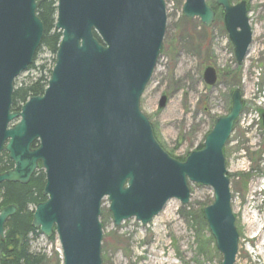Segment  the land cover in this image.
Wrapping results in <instances>:
<instances>
[{
    "label": "water",
    "instance_id": "water-1",
    "mask_svg": "<svg viewBox=\"0 0 264 264\" xmlns=\"http://www.w3.org/2000/svg\"><path fill=\"white\" fill-rule=\"evenodd\" d=\"M44 1L0 0V156L6 152L13 162L0 171V184L28 183L40 163L46 200L35 206L32 227L58 237L62 264H102L104 198L115 226L132 217L146 225L169 199L187 204L190 182L208 186L213 201L203 216L220 264H234L239 232L223 148L243 109L240 90L231 91L227 113L202 147L176 159L140 109L163 47L165 0H57L61 39L47 86L13 111L15 80L33 63L44 35L37 14ZM248 1L215 0L238 65L252 41ZM182 14L206 26L215 18L206 0H185ZM202 77L213 86L216 69L206 66ZM165 104L161 96L159 107ZM261 122L264 129V113ZM16 212L13 204L0 208L1 241Z\"/></svg>",
    "mask_w": 264,
    "mask_h": 264
},
{
    "label": "rangeland",
    "instance_id": "rangeland-1",
    "mask_svg": "<svg viewBox=\"0 0 264 264\" xmlns=\"http://www.w3.org/2000/svg\"><path fill=\"white\" fill-rule=\"evenodd\" d=\"M184 1L165 0L163 47L141 95L140 109L161 147L183 160L203 144L215 120L227 113L231 91L240 90L244 108L224 147L240 236L234 264H264V129L259 120L264 112V0L248 2L252 41L240 65L223 19L215 15L206 26L198 17L187 18L182 14ZM206 2L211 6L215 0ZM51 59L43 48L34 60L37 68L22 72L15 84L36 77L41 64L47 70ZM206 66L216 69L213 86L203 80ZM161 96L166 97L163 108L159 107ZM189 187L187 204L169 199L146 225L132 217L115 226L104 198L99 217L102 264H220L222 255L209 241V229L192 217L213 201L212 189L195 182ZM197 233L201 238L197 239ZM32 250L46 254L44 264H62L57 236L49 240L40 234Z\"/></svg>",
    "mask_w": 264,
    "mask_h": 264
},
{
    "label": "trees",
    "instance_id": "trees-1",
    "mask_svg": "<svg viewBox=\"0 0 264 264\" xmlns=\"http://www.w3.org/2000/svg\"><path fill=\"white\" fill-rule=\"evenodd\" d=\"M237 2L239 0H231ZM216 12L219 19L222 18V9L216 6L215 3L211 5ZM37 14L44 26V35L40 46L35 54L34 60L39 51L46 49L52 56L51 66L45 70V65L39 66V71L36 77L29 80L27 83L15 84L12 94V110H19L21 105L30 97L41 95L48 83L51 70L55 63V54L61 38V32L55 29L56 19V1L45 0L37 8ZM98 38V36L95 34ZM34 62L27 68V70L36 69ZM202 144L197 147L200 149ZM172 157L182 160L180 157L174 156L173 153L168 152ZM184 160V159H183ZM13 162L8 157L6 152L0 156V171H4L12 167ZM230 174H228L229 176ZM45 184V173L39 168L33 173L30 181L26 184L19 182H2L0 184V208L13 204L17 207V212L11 215L5 223L4 240H0V264H44L46 261V254L41 252H34L32 250V242L41 233L38 229L32 227V215L35 206L43 202L46 197L43 195V188ZM209 204V203H208ZM207 204H203L197 212L192 213V217L196 224L202 225L207 231V222L203 216V208ZM55 236L49 238L53 240ZM201 238L197 233V239ZM209 241L213 242V237L209 234ZM208 241V240H207ZM216 248V247H215ZM214 248V249H215Z\"/></svg>",
    "mask_w": 264,
    "mask_h": 264
},
{
    "label": "flooded vegetation",
    "instance_id": "flooded-vegetation-1",
    "mask_svg": "<svg viewBox=\"0 0 264 264\" xmlns=\"http://www.w3.org/2000/svg\"><path fill=\"white\" fill-rule=\"evenodd\" d=\"M55 1H56V3H57V0H55ZM38 7H39V6H38ZM55 22H56V19H55ZM60 39H61V38H60ZM59 42H60V41H59ZM56 52H57V51H56ZM55 55H56V54H55ZM54 64H55V63H54ZM51 71H52V70H51ZM33 146H34V145H33ZM33 146H32V147H33ZM39 165H40V163L38 164V168H39ZM40 166H41V165H40ZM12 168H13V165H12V167H10V168H8V169H6V170H4V171L10 170V169H12ZM38 168H37V169H38ZM37 169H36V170H37ZM41 169H42V167H41ZM36 170H35V171H36ZM42 170L44 171V169H42ZM35 171H34V172H35ZM2 172H3V171H2ZM44 173H45V172H44ZM32 175H33V174H32ZM31 177H32V176H31ZM30 179H31V178H30ZM29 181H30V180H29ZM43 189H44V188H43ZM43 195H44V194H43ZM44 196H45V195H44ZM45 197H46V196H45ZM45 200H46V199H45ZM45 200H44V201H45Z\"/></svg>",
    "mask_w": 264,
    "mask_h": 264
},
{
    "label": "bare ground",
    "instance_id": "bare-ground-1",
    "mask_svg": "<svg viewBox=\"0 0 264 264\" xmlns=\"http://www.w3.org/2000/svg\"><path fill=\"white\" fill-rule=\"evenodd\" d=\"M155 227L157 228V226H155ZM262 234H263V233L259 231V232L257 233V237L260 236V238H261V237L263 236ZM257 237H256V238H257ZM263 253H264V252H263Z\"/></svg>",
    "mask_w": 264,
    "mask_h": 264
}]
</instances>
